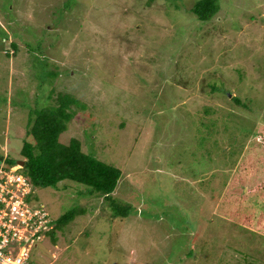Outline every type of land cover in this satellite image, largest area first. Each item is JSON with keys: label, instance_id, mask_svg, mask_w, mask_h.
<instances>
[{"label": "rangeland", "instance_id": "374dc122", "mask_svg": "<svg viewBox=\"0 0 264 264\" xmlns=\"http://www.w3.org/2000/svg\"><path fill=\"white\" fill-rule=\"evenodd\" d=\"M196 1L0 0V156L19 158L30 115L64 93L82 110L60 141L121 171L109 202L70 181L33 189L53 225L80 213L32 264H264L237 217L263 209L264 170L239 163L264 128V0H219L204 22Z\"/></svg>", "mask_w": 264, "mask_h": 264}, {"label": "trees", "instance_id": "16d2710c", "mask_svg": "<svg viewBox=\"0 0 264 264\" xmlns=\"http://www.w3.org/2000/svg\"><path fill=\"white\" fill-rule=\"evenodd\" d=\"M219 10V0H198L193 4L190 12L197 20L204 22L212 19ZM55 101L57 105L36 110L30 115L26 131V136L30 140L26 138L22 140L18 156L24 164L18 172L28 179L33 189L54 188L63 181H70L84 185L90 194H100L105 201L109 202L112 200L111 194L118 185L121 171L84 153L81 142L75 137H71L67 143L60 141L67 130L68 123L76 115L72 106L81 109V103L72 95L64 93L59 94ZM229 104L232 107L240 106V100L233 97L229 100ZM253 139L249 154L244 155L246 158L239 163V170L243 174L249 171L256 175L260 170H264V128L258 131ZM19 158L15 159L11 155L4 158L0 156V168L6 171L11 170L17 165ZM243 174L239 176L242 178ZM262 178L253 185L251 192H264ZM260 204L263 209L258 213L250 216L237 215V217L241 220L244 230L264 239V198L261 199ZM110 206L115 214L123 217H126L131 210L129 205H120L113 201ZM79 213V209L70 210L58 218L56 225L46 234L53 239L55 232L73 221ZM231 214L240 213L232 212ZM29 263L32 264L30 259Z\"/></svg>", "mask_w": 264, "mask_h": 264}, {"label": "built area", "instance_id": "2783aa9c", "mask_svg": "<svg viewBox=\"0 0 264 264\" xmlns=\"http://www.w3.org/2000/svg\"><path fill=\"white\" fill-rule=\"evenodd\" d=\"M16 166L0 168V264H31L37 242L52 229L47 212L31 200L30 182Z\"/></svg>", "mask_w": 264, "mask_h": 264}, {"label": "clouds", "instance_id": "9594fccd", "mask_svg": "<svg viewBox=\"0 0 264 264\" xmlns=\"http://www.w3.org/2000/svg\"><path fill=\"white\" fill-rule=\"evenodd\" d=\"M21 168H22V167H21ZM21 168H20V169H21ZM31 200H32V198H31ZM51 222H52V221H51ZM53 227H54V225H53V222H52V229H53ZM52 229H51V230H52ZM49 231H50V230H49ZM47 232H48V231H47ZM47 232H44V233L42 234L40 241L42 240V238L44 237V235H46ZM38 242H39V241H38ZM38 242H37V244H38ZM36 248H37V246H36Z\"/></svg>", "mask_w": 264, "mask_h": 264}, {"label": "water", "instance_id": "95a60500", "mask_svg": "<svg viewBox=\"0 0 264 264\" xmlns=\"http://www.w3.org/2000/svg\"><path fill=\"white\" fill-rule=\"evenodd\" d=\"M19 162H20V164H21V165H23V164H24V162H23V161H19Z\"/></svg>", "mask_w": 264, "mask_h": 264}]
</instances>
